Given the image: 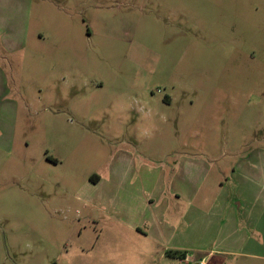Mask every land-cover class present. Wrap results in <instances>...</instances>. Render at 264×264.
Masks as SVG:
<instances>
[{
	"label": "rangeland",
	"instance_id": "rangeland-1",
	"mask_svg": "<svg viewBox=\"0 0 264 264\" xmlns=\"http://www.w3.org/2000/svg\"><path fill=\"white\" fill-rule=\"evenodd\" d=\"M183 198L264 264V0H0V264H177L113 217Z\"/></svg>",
	"mask_w": 264,
	"mask_h": 264
},
{
	"label": "crops",
	"instance_id": "crops-1",
	"mask_svg": "<svg viewBox=\"0 0 264 264\" xmlns=\"http://www.w3.org/2000/svg\"><path fill=\"white\" fill-rule=\"evenodd\" d=\"M179 164L176 166V171L180 173L184 165ZM191 168L187 170V174L192 173L189 179L194 180L193 192L197 193L201 181L199 178L196 180V166ZM197 199L194 198L193 201L185 198L181 199L183 204L188 205V210L183 215H170L169 212H163L162 214L157 213L141 218V216L133 214L130 208L126 216L121 217L115 214L113 223H119L131 233L133 232L150 240L153 249L156 250L155 254L161 260L167 259L177 264L191 263V257L186 254L187 247L183 239L186 237L187 228L197 227V236L195 235V237L198 239L199 244L196 251L202 258L194 261L193 264L201 261L204 264H224V260L216 256H221L220 252H227L231 248L228 243L229 239L225 234L229 224L232 225L234 222L233 204L225 198L215 199L210 203L209 209L205 211L202 210V202H197ZM218 236L220 237V244L216 243ZM222 244L227 245L221 247ZM238 248H243V246L240 245ZM167 252L172 254L167 255Z\"/></svg>",
	"mask_w": 264,
	"mask_h": 264
},
{
	"label": "built area",
	"instance_id": "built-area-1",
	"mask_svg": "<svg viewBox=\"0 0 264 264\" xmlns=\"http://www.w3.org/2000/svg\"><path fill=\"white\" fill-rule=\"evenodd\" d=\"M194 264H204V263L201 261V262H196V263H194Z\"/></svg>",
	"mask_w": 264,
	"mask_h": 264
},
{
	"label": "trees",
	"instance_id": "trees-1",
	"mask_svg": "<svg viewBox=\"0 0 264 264\" xmlns=\"http://www.w3.org/2000/svg\"><path fill=\"white\" fill-rule=\"evenodd\" d=\"M170 254H172V253H170Z\"/></svg>",
	"mask_w": 264,
	"mask_h": 264
}]
</instances>
